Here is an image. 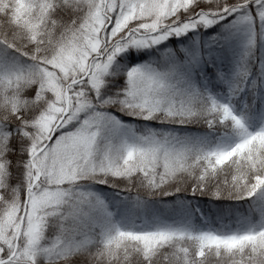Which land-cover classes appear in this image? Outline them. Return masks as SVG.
<instances>
[{"label": "snow or ice", "instance_id": "1", "mask_svg": "<svg viewBox=\"0 0 264 264\" xmlns=\"http://www.w3.org/2000/svg\"><path fill=\"white\" fill-rule=\"evenodd\" d=\"M0 264H264V0H0Z\"/></svg>", "mask_w": 264, "mask_h": 264}]
</instances>
